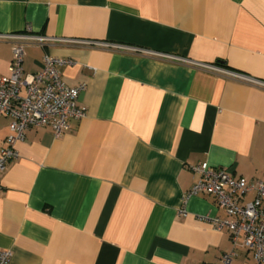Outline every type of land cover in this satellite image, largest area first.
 <instances>
[{"label": "crops", "instance_id": "crops-1", "mask_svg": "<svg viewBox=\"0 0 264 264\" xmlns=\"http://www.w3.org/2000/svg\"><path fill=\"white\" fill-rule=\"evenodd\" d=\"M113 42L264 79V0H0V33ZM80 94L85 115L55 137L31 127L0 178L8 264H213L231 248L212 195H189L207 162L264 181V89L194 66L65 41L26 44ZM11 44L0 41V77ZM10 119L0 116V150ZM253 192L244 201L253 198ZM184 213H181V210ZM239 248L230 264H251Z\"/></svg>", "mask_w": 264, "mask_h": 264}, {"label": "built area", "instance_id": "built-area-1", "mask_svg": "<svg viewBox=\"0 0 264 264\" xmlns=\"http://www.w3.org/2000/svg\"><path fill=\"white\" fill-rule=\"evenodd\" d=\"M55 40L154 56L264 89V79L221 64L197 62L140 46L83 39H55L32 33L29 28L24 32L0 33V41L10 42L12 51L9 74L0 77V116L10 119L5 146L0 150V178L7 163L18 158L15 145L24 139L26 130L48 126L54 136L59 137L69 129V119H80L85 115V106L80 103L79 98L86 84L73 87L66 85L58 68L62 64H70L71 60L45 54L39 71L28 73L23 69L26 44L44 45ZM190 170L196 179L188 191L189 195H212L216 205L226 214L225 218L208 217L216 230L228 229L231 241V248L221 253L213 264H230L237 256L239 248L252 252L251 264H264V181L236 177L225 168L210 167L207 162L193 165ZM1 190L0 183V193ZM251 192L254 194L253 198L244 201V197ZM181 213H184L183 209ZM10 258L9 249H0V264H8Z\"/></svg>", "mask_w": 264, "mask_h": 264}]
</instances>
